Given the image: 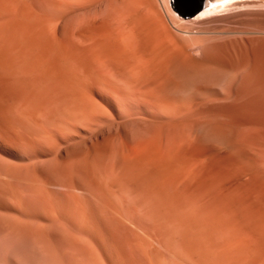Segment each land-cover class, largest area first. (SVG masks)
Returning <instances> with one entry per match:
<instances>
[{"label":"rangeland","instance_id":"374dc122","mask_svg":"<svg viewBox=\"0 0 264 264\" xmlns=\"http://www.w3.org/2000/svg\"><path fill=\"white\" fill-rule=\"evenodd\" d=\"M14 2L0 0L1 27ZM23 5L14 28L38 38L39 62L33 67L21 56L17 64L10 56L15 71L3 70L0 84L11 88L1 87L12 100L32 99L40 109L38 125L10 116L21 161L27 154L45 163L54 158L59 169L48 185L62 231L54 264H264L259 136H241L230 160H218L211 133L198 130L204 109L218 103H174L157 94L173 57L200 59L214 43L264 39V0L188 17L169 0ZM4 145L0 140V159L20 162L21 153ZM30 174L13 181L28 209L48 201ZM89 201L106 210L95 227L87 222ZM4 234L0 264H11L18 238Z\"/></svg>","mask_w":264,"mask_h":264},{"label":"bare ground","instance_id":"6f19581e","mask_svg":"<svg viewBox=\"0 0 264 264\" xmlns=\"http://www.w3.org/2000/svg\"><path fill=\"white\" fill-rule=\"evenodd\" d=\"M14 1V5H11L12 8L14 7L13 17L7 13L4 16L6 20L3 21L2 27L0 26V32L2 31L0 33L1 74L3 70L4 72L8 71L14 66V60L10 59L9 61L8 59L12 58L10 56L18 57L19 61L17 62L19 63L16 62L17 64H21V56L28 58V62L32 66L38 64L40 57L37 54L41 45H38L36 41L38 38H35L36 40L26 38L27 31L14 28L18 17L20 18L22 15V5L25 0H22V3H20L21 0ZM206 1L208 0L204 1L198 16H207L208 13L226 10L238 0ZM33 34L35 33L33 32ZM40 35L42 34L40 33ZM262 49H264V39L250 38V40H226L214 43L203 49L200 59L188 54L185 58L175 56L170 60L166 69L165 83L162 86L159 85L161 86L159 90L158 87L156 88L157 94L161 96L159 98H164L163 100L169 102H182L181 104H183L188 99L193 101L198 99L205 104L208 101L218 103L213 108L211 107V110L209 107L208 110L204 109V113L202 112L204 119L198 126V130L211 133L218 160H230L233 153L243 146L240 137L246 135L249 137V134L256 133L259 136L256 138V145L262 149L260 158L263 155L264 164V51ZM11 60L13 66L10 65ZM15 66L13 71H15ZM1 85L3 84H0V140L3 145L5 143L13 150L15 149L16 154L20 155L21 153V156L18 163L5 161V157H3L4 160L0 159V234L12 233L18 238L17 242L15 240L16 244L11 248L14 258V260L12 258L11 264H44L46 262L54 264L53 261L57 258L58 252L56 239L57 233L60 232V222L56 215L54 194L48 189V185H52L55 180L58 181V178H55V173L59 169L54 167L56 161L54 158L45 163V161H37V156L27 154L21 161L24 151L17 137L12 136L14 132L12 130L15 127H13L14 123L10 116L15 114L38 125L40 109L36 101H32L30 98V101H26L27 99L12 100L9 93L3 91L6 85ZM6 89L9 91L11 88L9 89L7 85ZM219 89L222 91L220 92ZM158 95L156 96L158 97ZM81 169L78 168V175L76 174L79 179L83 175ZM26 171H30L34 182L46 191L48 197L46 205L32 206L29 209L22 207L19 200L20 195L18 196L14 189L13 181L21 178ZM228 183V181L225 182V185ZM87 207L89 210L87 222H90L91 225L94 224L95 227L100 220V213L106 210L100 208L101 206H95L90 201ZM90 223L89 226H91ZM35 233L43 236L44 244L40 242V240L43 241L41 237L33 235ZM259 239L260 255L264 262V218ZM93 257L95 258L94 255Z\"/></svg>","mask_w":264,"mask_h":264},{"label":"water","instance_id":"95a60500","mask_svg":"<svg viewBox=\"0 0 264 264\" xmlns=\"http://www.w3.org/2000/svg\"><path fill=\"white\" fill-rule=\"evenodd\" d=\"M188 5L186 0H169L171 8L181 17H188L198 12L204 4L205 0H190Z\"/></svg>","mask_w":264,"mask_h":264}]
</instances>
